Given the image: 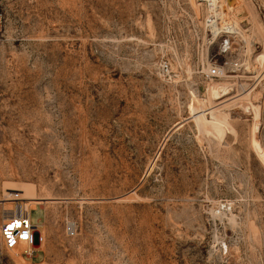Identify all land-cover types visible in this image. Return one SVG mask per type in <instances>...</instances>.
Returning <instances> with one entry per match:
<instances>
[{
  "label": "rangeland",
  "instance_id": "rangeland-1",
  "mask_svg": "<svg viewBox=\"0 0 264 264\" xmlns=\"http://www.w3.org/2000/svg\"><path fill=\"white\" fill-rule=\"evenodd\" d=\"M216 2H4L0 198L42 242L3 264H264V0Z\"/></svg>",
  "mask_w": 264,
  "mask_h": 264
},
{
  "label": "built area",
  "instance_id": "built-area-1",
  "mask_svg": "<svg viewBox=\"0 0 264 264\" xmlns=\"http://www.w3.org/2000/svg\"><path fill=\"white\" fill-rule=\"evenodd\" d=\"M8 0H0V35L4 25V2ZM232 23H229L231 25ZM237 32L226 28L222 30L219 36L218 53L224 57L221 64L213 63L207 70V77L210 79L221 78L229 71L228 67L232 65L228 61L227 55L231 52L234 40L233 38ZM159 71L165 78L172 76L171 66L168 61L160 63ZM262 79V77H261ZM261 79L259 81H261ZM263 99H264V85H263ZM28 201L21 199L18 194H12L9 199L0 198V264H3L2 257L10 255L14 252L15 256L22 258L33 259L37 242H42L41 234L36 229L37 225L32 221V210L29 209ZM227 207V204H224ZM66 233L68 236L76 234V226L73 222L66 223ZM12 257V256H11Z\"/></svg>",
  "mask_w": 264,
  "mask_h": 264
},
{
  "label": "bare ground",
  "instance_id": "bare-ground-1",
  "mask_svg": "<svg viewBox=\"0 0 264 264\" xmlns=\"http://www.w3.org/2000/svg\"><path fill=\"white\" fill-rule=\"evenodd\" d=\"M207 1H209L211 4L213 3L214 5H217L216 3V0H207ZM225 1V0H224ZM211 6H213V5H211ZM218 6V5H217ZM215 8V7H214ZM228 9H229V7H228V5L227 6H225L224 4L222 5V3H221V5H219L215 10H214V13H213V16L211 15L210 17H214L215 18V20L217 19V18H219L220 16L222 17L223 15H226L227 13H228ZM228 15V14H227ZM226 17V16H225ZM224 18V17H223ZM222 18V19H223ZM221 19V20H222ZM214 20V19H213ZM232 22V21H231ZM211 23V22H210ZM233 23V22H232ZM214 26V25H213ZM225 26V25H224ZM237 26V25H236ZM220 27V26H219ZM218 27V29H220ZM229 29H232V30H234L235 29V27L234 26H227ZM213 28H215V26L213 27ZM221 28H224L223 26L221 27ZM238 29V28H237ZM237 29L236 30H234L235 32L237 31ZM214 31H215V29H214ZM220 31H221V29H220ZM11 190H13V193H9V194H14V195H16L15 193H14V191L16 190V189H11ZM20 191H22V190H20ZM230 219H232L233 220V217H231ZM37 227H38V225H37ZM36 227V229L37 230H39L38 228Z\"/></svg>",
  "mask_w": 264,
  "mask_h": 264
}]
</instances>
